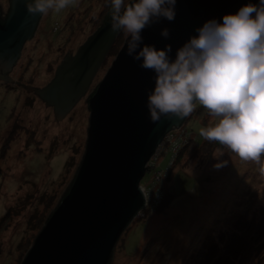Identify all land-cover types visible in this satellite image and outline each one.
<instances>
[{
    "label": "rangeland",
    "instance_id": "obj_1",
    "mask_svg": "<svg viewBox=\"0 0 264 264\" xmlns=\"http://www.w3.org/2000/svg\"><path fill=\"white\" fill-rule=\"evenodd\" d=\"M7 3L0 0L2 10ZM107 7L106 0H73L65 9L50 10L25 41L9 76L44 86L65 49L73 54ZM113 57L104 58L83 95L56 120L53 105H45L32 89L0 78V151L6 146L0 160V219L8 206L31 194L23 210L0 229V264L20 263L26 245L15 249L17 243L22 237L25 244L31 242L37 232L29 230L28 218L42 209L46 215L71 177L85 144L89 109L84 99ZM217 119L197 102L172 134L168 144L182 127L190 132L179 147L186 145L181 160L169 169L168 178H161L159 187L172 186V199L165 209L156 210L161 197L155 207L135 216L117 239L109 264H264V173L256 162L243 161L225 147H215L203 160L200 129ZM217 150L224 151L220 159L227 161L218 169L213 167ZM169 157L164 154L158 168H165ZM151 175L147 172L141 183H149ZM44 198L50 200L47 205L38 203Z\"/></svg>",
    "mask_w": 264,
    "mask_h": 264
},
{
    "label": "water",
    "instance_id": "obj_2",
    "mask_svg": "<svg viewBox=\"0 0 264 264\" xmlns=\"http://www.w3.org/2000/svg\"><path fill=\"white\" fill-rule=\"evenodd\" d=\"M7 1L5 10L0 5L5 12L0 20V59L6 58L11 66L41 16L28 14L23 0ZM249 3L258 5L259 0H176L175 19L160 18L145 28L140 47L170 45L174 59L176 50L207 20L222 23L225 14ZM109 11L108 6L99 25L73 54L71 48L65 49L44 86L14 81L26 91L32 89L45 105H53V119L61 118L83 95L118 34L109 30ZM164 28L170 33L167 38L161 36ZM128 39L124 38L94 92L84 99L89 109L84 149L54 205L73 179L67 193L46 213L50 214L19 264H109L120 234L144 208L140 181L148 162L165 135L184 119L150 122L146 100L155 74L126 55Z\"/></svg>",
    "mask_w": 264,
    "mask_h": 264
},
{
    "label": "clouds",
    "instance_id": "obj_3",
    "mask_svg": "<svg viewBox=\"0 0 264 264\" xmlns=\"http://www.w3.org/2000/svg\"><path fill=\"white\" fill-rule=\"evenodd\" d=\"M23 3L28 14L40 17L65 9L73 0ZM175 4L176 0H108L110 32L129 37L126 55L155 74L146 100L150 122L188 118L198 102L210 117L218 118L202 127L200 136L243 161L256 162L264 173V0L225 14L222 23L207 20L176 50L174 59L170 45L140 47L145 28L160 18L175 19ZM169 35L167 28L161 30V36ZM223 155L222 150L213 155L214 168L227 164L220 159ZM143 194L148 197V192Z\"/></svg>",
    "mask_w": 264,
    "mask_h": 264
},
{
    "label": "trees",
    "instance_id": "obj_4",
    "mask_svg": "<svg viewBox=\"0 0 264 264\" xmlns=\"http://www.w3.org/2000/svg\"><path fill=\"white\" fill-rule=\"evenodd\" d=\"M106 2H107V4H108V0H106ZM7 9H8V7H7ZM106 9H107V8H106ZM105 11H106V10H104V11L100 10V12H99V17L97 18V20L99 21L98 24L101 22L102 17H103V15H104ZM4 13H5V12H2V10L0 9V20H1V22H2L3 19H4V16H5ZM101 14H102V15H101ZM69 17H71V14H70V16H68V19H69ZM68 19H67V20H68ZM73 23H74V22H73ZM124 38H125V35H124L122 32L118 33V34L116 35V37H115L113 43L111 44V46H110V48H109V50H108L106 56H110V55H111V56H112V55L114 56V55L116 54L117 50L119 49V47L121 46V44H122ZM106 56H105V57H106ZM96 85H97V83L95 84V86L93 87V89L90 91V93L88 94V96L94 92V90H95V88H96ZM12 86H14V84H13ZM188 130H189V129H188ZM188 139H189V138H188ZM200 145H201V148H204V149H205V153H203V160L208 159V156L210 155L211 151H212L215 147H219V148H222V147H223V146L219 145L218 142L209 143V142H207L205 139L202 140V142H201ZM5 147H6V146H3V147L1 148V151H0V160L2 159V156L4 155ZM185 147H186V145L183 146L182 148H180V149L177 151V153L175 154V156H174V158H173V161H172V163H171V165H170V167H169L170 170L172 169V167L174 166V164H176L177 162H179V161L181 160L182 153H183ZM196 149H197V148H196ZM167 152L170 154V157H169V159H168V160H170V159H171V155H172V151L169 150V151H167ZM167 152H166V153H167ZM166 153H164V154H166ZM164 154H163V155H164ZM78 164H79V163H78ZM166 166H167V165H166ZM77 167H78V165H77ZM77 167H76V170H77ZM76 170H75V172H76ZM168 171H169V170H168ZM1 172H2V168L0 167V174H1ZM75 172H74V174H75ZM146 173H147V172H146ZM146 173H145V174H146ZM169 174H170V172L167 173V175L165 176V178H168V177H169ZM73 176H74V175H73ZM72 179H73V177H72ZM72 179L70 180V182H69L67 188H66L65 191L62 193V195L60 196V198L58 199V201L56 202V204L54 205V207L57 205V203H58L59 200L62 198V196H64V195L67 193L68 188H69V186H70V183H71ZM171 192H173V191H169V192L165 191V192L163 193L161 204H160V206H158V208H157L156 210L165 209V208L168 206V203H169L170 200L172 199V196H171V195H173V194H171ZM28 196H31V194H28L24 199H20V198L17 199V200H16V203H15L13 206L10 205V206L7 207L6 213H5L4 216L0 219V229H1L3 226H5L6 224H8L9 221H10V219H11L12 217H15L16 215H18V214L20 213L21 210H23V208L25 207V205H27V203H28V201L26 200V199L28 198ZM48 201H50V200H48V198H44V199H39V200H38V203H42L43 205H47ZM15 205H16V206H15ZM38 205H39V204H38ZM141 211H142V210H141ZM141 211H140V212H141ZM50 212H51V211H50ZM140 212H139V213H140ZM139 213H138V214H139ZM49 214H50V213H48V215H44V209H42L41 211H36L35 213L33 212V213L31 214V216H30V217L28 218V220H27L29 230L36 229V230L38 231V230L40 229V227L43 225V223L45 222V220L48 218ZM25 242H26V241H24V238L22 237V238L20 239V241L17 243L15 249H18L19 247L21 248L23 245H26L25 248H26V251H27V249H28L29 246L31 245L32 241H31V242H28V241H27L26 244H25ZM209 245H210V243H209ZM26 251H25V253H26Z\"/></svg>",
    "mask_w": 264,
    "mask_h": 264
},
{
    "label": "built area",
    "instance_id": "obj_5",
    "mask_svg": "<svg viewBox=\"0 0 264 264\" xmlns=\"http://www.w3.org/2000/svg\"><path fill=\"white\" fill-rule=\"evenodd\" d=\"M55 27L57 28V22H54ZM182 125V124H181ZM180 125V126H181ZM174 128L172 130H170L164 137V139L162 140V142L156 147L155 151L153 152L149 162H148V169L146 172H151V178L149 180V183L147 184H143L140 181V186L143 192H148V197L145 198V205L144 208L146 207H155L156 204L158 203V201L160 200V198L163 196L164 191H172V186L170 187H159L161 185V178L165 177L168 173L169 167L173 161V158L175 156V154L177 153V151L179 150V147H181L182 145L185 144V142L187 141V139L189 138V134L190 132L187 130V128L184 126L180 129V132L178 134L177 137H175L170 144H168L170 142V137L172 136V134H175V130L180 128ZM184 136H181V135ZM167 143V144H166ZM171 150L172 151V155H171V159L168 160L167 162V166L165 168H158L161 157L163 156L164 153H166L167 151ZM145 172V173H146ZM145 175V174H144ZM143 208V209H144Z\"/></svg>",
    "mask_w": 264,
    "mask_h": 264
},
{
    "label": "flooded vegetation",
    "instance_id": "obj_6",
    "mask_svg": "<svg viewBox=\"0 0 264 264\" xmlns=\"http://www.w3.org/2000/svg\"><path fill=\"white\" fill-rule=\"evenodd\" d=\"M42 17V16H41ZM40 17V18H41ZM39 23V22H38ZM35 33V32H34ZM15 63V62H14ZM14 63L11 66L7 65V60L6 58H1L0 59V71L2 72V77L1 80L6 81L7 83H9L10 85L15 84L14 81L12 80L9 76V72L11 70V68L13 67ZM16 85V84H15ZM19 85V84H18Z\"/></svg>",
    "mask_w": 264,
    "mask_h": 264
},
{
    "label": "bare ground",
    "instance_id": "obj_7",
    "mask_svg": "<svg viewBox=\"0 0 264 264\" xmlns=\"http://www.w3.org/2000/svg\"><path fill=\"white\" fill-rule=\"evenodd\" d=\"M58 39V38H57ZM56 41V40H55ZM236 236V235H235ZM236 244V243H235ZM231 246V245H230Z\"/></svg>",
    "mask_w": 264,
    "mask_h": 264
}]
</instances>
